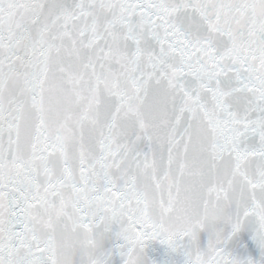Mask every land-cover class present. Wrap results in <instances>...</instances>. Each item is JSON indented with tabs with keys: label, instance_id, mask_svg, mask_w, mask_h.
Returning <instances> with one entry per match:
<instances>
[{
	"label": "snow or ice",
	"instance_id": "obj_1",
	"mask_svg": "<svg viewBox=\"0 0 264 264\" xmlns=\"http://www.w3.org/2000/svg\"><path fill=\"white\" fill-rule=\"evenodd\" d=\"M0 264H264V0H0Z\"/></svg>",
	"mask_w": 264,
	"mask_h": 264
}]
</instances>
